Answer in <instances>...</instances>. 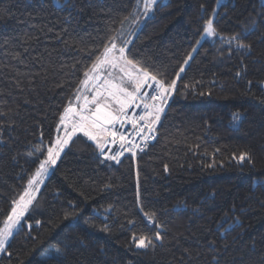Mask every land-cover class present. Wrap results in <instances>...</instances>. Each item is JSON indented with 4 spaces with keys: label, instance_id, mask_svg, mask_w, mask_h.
Masks as SVG:
<instances>
[{
    "label": "trees",
    "instance_id": "obj_1",
    "mask_svg": "<svg viewBox=\"0 0 264 264\" xmlns=\"http://www.w3.org/2000/svg\"><path fill=\"white\" fill-rule=\"evenodd\" d=\"M59 4L0 0V227L38 166L30 154L50 146L69 102L78 106L80 81L94 59L89 51H102L110 27L119 29L129 17L123 29L135 31L127 36L130 58L175 80L176 89L156 139L135 156L103 159L95 142L77 133L42 178L35 208L14 230L11 256L0 254V264H57L50 246L64 250L65 243L59 264H215L213 257L219 264H264L261 0H159L139 26L132 23L143 7L138 0ZM213 9L218 35L201 39ZM253 21L255 30L243 41L251 51L230 47L228 39ZM41 66L46 78L29 85L27 74ZM17 70L20 87L13 81ZM73 210L79 220H64ZM70 222L73 228L66 227ZM157 230L162 242L136 247L133 234Z\"/></svg>",
    "mask_w": 264,
    "mask_h": 264
},
{
    "label": "snow or ice",
    "instance_id": "obj_2",
    "mask_svg": "<svg viewBox=\"0 0 264 264\" xmlns=\"http://www.w3.org/2000/svg\"><path fill=\"white\" fill-rule=\"evenodd\" d=\"M139 3H142L143 7L133 17V24H139L141 18H149L154 7L159 5V0H138V5ZM216 3L219 5L220 0H216ZM57 6H60L59 0H57ZM201 7L203 8V5ZM216 14V10L213 9L212 18L205 21L201 39L218 35L214 26ZM128 19L129 17H125L124 20L120 21L121 27L119 29L109 28L111 34L102 42V51H99L98 54H96L98 49L89 51V56H94V59L91 66L84 71V79L80 83L86 87L91 86L88 89L92 91L91 98L84 96V102L78 107L69 102L59 116L56 138L49 142L50 146L46 149L38 148L30 154L35 156L33 162L37 163L38 166L32 178L28 181V188L19 199L12 201L10 211L3 221V227H0V254L6 253L11 256V253L8 252L9 239L14 236V230L19 231L23 227L21 222L26 219V213L30 215V209L35 208L34 201L36 197L33 191L39 190V184L43 183L42 178L48 173L49 168L56 165L61 153L77 133H82L88 140L95 142L100 156L117 163L120 162L119 157L125 151L131 152L132 156H135L136 149L141 152L144 151L148 146V141L155 139V125L160 121V114L164 111L162 105L166 103L168 95L176 89V81L168 82L162 77L158 78V76H161L159 71L154 73L141 61L130 58L131 50L128 46L133 41L128 39L127 36L132 35V33L126 34L123 29L124 22ZM254 30L255 21L252 22L251 26H246L242 33L233 34L227 43L230 47L234 44L236 48L247 49L250 52L251 44L243 41ZM199 43L198 40L197 44ZM12 55L14 59L19 60L21 63L24 62L21 60L20 53H13ZM189 59H191L190 56ZM184 63L187 64L188 60H185ZM179 71L183 72L184 68L180 67ZM20 75L17 70V76L13 77L17 87H20L23 83L18 78ZM27 75H29V85H33L37 77L43 76L46 78L47 69L41 66L40 71ZM146 87L151 89V92L142 91ZM75 98L77 101L81 99L79 95H76ZM141 106L143 110L140 115L129 114L130 108H140ZM233 118L239 119V115L236 114ZM126 124H130L134 129V135L131 139L125 132L117 128V125L123 128ZM61 129L64 133L63 136L59 135ZM136 137L140 138L143 146L135 143ZM109 144H119V150L112 155H107L105 148ZM247 155L246 153L241 154L239 159L243 161ZM40 156L44 158L40 159ZM248 159L251 162V158L248 157ZM165 170H167V165H165ZM70 207L74 209L73 205H70ZM141 211H143V208H141ZM145 215L154 216V213H145ZM79 218L80 213L75 210L66 212L63 217L64 220L70 221H78ZM149 222L153 223L151 219ZM35 224L40 225L41 221L36 220ZM74 226L71 222L66 225L67 228H73ZM154 226L157 229L161 227L159 224H154ZM28 227L31 229V224ZM102 230H107V226L105 225ZM132 239L137 248H148L154 247L156 241L162 242L163 235L161 231L157 230L152 235H139L137 237L136 234H133ZM69 246L65 243L64 250H62L59 246L51 245L50 248L54 254L49 258L59 264V257L64 255ZM213 260L215 264H219L216 257H213Z\"/></svg>",
    "mask_w": 264,
    "mask_h": 264
},
{
    "label": "built area",
    "instance_id": "obj_3",
    "mask_svg": "<svg viewBox=\"0 0 264 264\" xmlns=\"http://www.w3.org/2000/svg\"><path fill=\"white\" fill-rule=\"evenodd\" d=\"M142 91L151 92V89H149V88L146 87V88L143 89ZM171 94H172V92L168 95L166 103H164V104L162 105V107H163L164 109H165V107H166L167 102L169 101V99H170V97H171ZM142 110H143V109H142V106H141L140 108L133 107V108H130V109H129V114H130V115L135 114V115L138 116V115H140V114L142 113ZM162 113H163V112H162ZM162 113L160 114V116L162 115ZM158 123H159V122H158ZM158 123L155 125V128L157 127ZM117 128H118L120 131L125 132V134L128 135L130 139H131L132 136L134 135V129L132 128V126H131L130 124H126L123 128H120V126L117 125ZM154 136H155V139H156V137H157V131L154 133ZM155 139H150V140L148 141V144H149L150 142H152L153 140H155ZM135 143L141 144V146H143V142L140 140L139 137H136V139H135ZM145 149H146V148H145ZM145 149H144V150H145ZM117 150H119V144H115V145H113V144H109V145L105 148V153H106L107 155H112V154H113L114 152H116ZM138 152H141V151H140L139 149H136V153H138ZM142 152H143V151H142ZM127 154L132 155L131 152H127V151H125L124 154H123L122 156L127 155ZM122 156H120V157H122ZM102 157H103V156H102Z\"/></svg>",
    "mask_w": 264,
    "mask_h": 264
},
{
    "label": "rangeland",
    "instance_id": "obj_4",
    "mask_svg": "<svg viewBox=\"0 0 264 264\" xmlns=\"http://www.w3.org/2000/svg\"><path fill=\"white\" fill-rule=\"evenodd\" d=\"M166 0H162V2H165ZM261 2L264 4V0H261ZM143 19L144 18H141V22L138 24V26L143 22ZM137 29V28H136ZM135 32V31H134ZM134 32L132 33V35H130L129 36V38H131L132 36H133V34H134ZM105 75H106V73H105ZM90 85L89 86H83V89H82V91H81V93L79 94V96L81 97V99L80 100H78V106L80 105V104H82L84 101H83V97L84 96H88L89 97V99L91 98V95H92V91H90V90H88V89H90ZM74 105L75 106H77V103H74ZM77 106V107H78ZM235 114H240L239 112H236ZM235 123H238V121H239V119H234L233 120ZM53 167V166H52ZM52 167L51 168H49V170H48V172L52 169ZM48 174V173H47ZM47 174H45V175H47ZM35 191L36 190H34L33 191V194L35 193ZM3 227V226H2Z\"/></svg>",
    "mask_w": 264,
    "mask_h": 264
},
{
    "label": "bare ground",
    "instance_id": "obj_5",
    "mask_svg": "<svg viewBox=\"0 0 264 264\" xmlns=\"http://www.w3.org/2000/svg\"><path fill=\"white\" fill-rule=\"evenodd\" d=\"M102 157V156H101ZM103 159H105L104 157H102Z\"/></svg>",
    "mask_w": 264,
    "mask_h": 264
}]
</instances>
